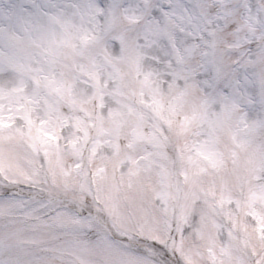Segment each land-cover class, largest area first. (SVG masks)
I'll list each match as a JSON object with an SVG mask.
<instances>
[{
	"label": "snow or ice",
	"instance_id": "1",
	"mask_svg": "<svg viewBox=\"0 0 264 264\" xmlns=\"http://www.w3.org/2000/svg\"><path fill=\"white\" fill-rule=\"evenodd\" d=\"M0 264H264V0H0Z\"/></svg>",
	"mask_w": 264,
	"mask_h": 264
}]
</instances>
